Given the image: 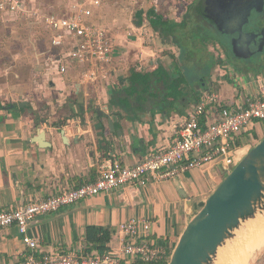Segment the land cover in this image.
<instances>
[{
    "label": "crops",
    "instance_id": "crops-1",
    "mask_svg": "<svg viewBox=\"0 0 264 264\" xmlns=\"http://www.w3.org/2000/svg\"><path fill=\"white\" fill-rule=\"evenodd\" d=\"M77 1L54 13L37 1L24 0L38 16L32 11L0 14V29L7 33L17 18L22 21L29 14L47 31L45 38L38 33L45 48L39 50L31 39L27 48L11 52L9 66L0 68V210L93 182L99 165L109 159L134 165L169 147L176 140V127L210 82L218 84L211 90L228 106L245 105L248 95L264 88V62L262 69L253 71L231 66L223 48L219 59L202 43L201 64L195 67L197 53L183 41L195 45L200 34L190 21L183 23L187 15L182 21L176 15L185 8L190 11L197 0H106L95 8L91 20L111 31L115 47L107 77L85 84L83 67L75 62L66 73L60 72L57 60L68 48L53 47L54 32L41 18L66 16ZM10 42L2 46L4 53ZM224 65L232 73L220 77L215 72ZM179 75H187L186 82H179ZM38 122H43L50 146L34 141ZM221 171L209 164L146 186L101 193L35 218L29 233L43 253L93 248L87 252L92 254L101 251L88 244V227L109 229L112 239L106 246L111 249L118 245L119 225L140 217L151 220L154 237L173 250L188 222L223 180ZM26 249L16 226L0 229V264H21L20 253ZM119 264L145 263L124 259Z\"/></svg>",
    "mask_w": 264,
    "mask_h": 264
},
{
    "label": "built area",
    "instance_id": "built-area-1",
    "mask_svg": "<svg viewBox=\"0 0 264 264\" xmlns=\"http://www.w3.org/2000/svg\"><path fill=\"white\" fill-rule=\"evenodd\" d=\"M106 0H80L71 6L66 16L43 14L44 23L54 32L53 47L67 46L57 60L60 72L66 73L71 63L83 67L81 81L96 82L107 77L106 66L111 61L115 40L105 26L91 20L94 9ZM28 10L24 0H0V14H23ZM34 15V16H35ZM222 75L232 70L224 65ZM264 125V88L250 94L245 105L228 106L214 90L203 92L195 107L176 127L177 137L169 147L147 156L134 165H122L109 159L99 165L98 178L77 188H71L48 198H32L22 207L0 210V229L16 226L27 247L21 252V264H119L132 259L145 264H163L170 260L172 249L154 237L152 222L146 218H131L118 227V245L105 252L87 254L83 250L43 253L37 238L29 233L30 223L37 217L54 213L101 193H111L124 186H146L150 181H162L188 170L209 164L229 173L246 154L242 133L253 138L255 124Z\"/></svg>",
    "mask_w": 264,
    "mask_h": 264
},
{
    "label": "water",
    "instance_id": "water-1",
    "mask_svg": "<svg viewBox=\"0 0 264 264\" xmlns=\"http://www.w3.org/2000/svg\"><path fill=\"white\" fill-rule=\"evenodd\" d=\"M234 1H228L230 4L228 3L227 16H234V12L238 10L236 7L238 3ZM263 1H260V7L258 6L257 9H264ZM204 4L208 8L206 0ZM245 11L248 13L245 14ZM239 15L241 21L236 27L238 28L236 32L242 38L241 41L245 36L258 38V33L264 34V28L251 21L252 14L249 8L242 10L233 18ZM248 25L252 26L254 31L247 33L245 27ZM233 45L235 46V43ZM254 63L255 60L248 65ZM44 123L47 127L51 126L49 122ZM39 125L34 141L41 147L50 146L46 142L43 122ZM111 127L114 130L113 122ZM221 172L226 176L188 222L172 251L168 264H215L220 249L233 244L242 230H248V224L250 226L258 217L264 215V137L246 152L231 172ZM121 195H124L123 191Z\"/></svg>",
    "mask_w": 264,
    "mask_h": 264
},
{
    "label": "rangeland",
    "instance_id": "rangeland-1",
    "mask_svg": "<svg viewBox=\"0 0 264 264\" xmlns=\"http://www.w3.org/2000/svg\"><path fill=\"white\" fill-rule=\"evenodd\" d=\"M34 1H37L38 3H41L44 7H46L48 9V11L54 12V13H62L63 11H65V9L69 5L72 4L71 3L72 0H34ZM194 4H196V3H194ZM27 8H28V10H33L29 6ZM186 10H187V8H185V10H184L182 15L179 13V15H176V17H179L180 20L182 21L185 18V16L188 14L189 9L187 10V12H186ZM27 17H31L32 18V15L29 14L28 16L24 17L22 19V21H20L19 18H17L16 19L17 22L12 23L13 25L9 29V33L5 32V30L2 31L0 29V68L2 70H4L3 68L9 66L12 63L13 58L11 56V52H15V51L21 49L22 46H25L27 48V46H29L30 43H31V39L35 41V45L37 46V48L39 50L40 49L42 50L43 47L44 48L46 47L45 39L42 40V41L40 39H38V38L47 37V31L44 29L43 24H39V23L34 24L35 22H37L36 21L37 19H33V18H35L34 15H33V18H32L33 20L30 19V18H27ZM251 19H252L251 21L256 22L260 26L262 24L264 25V9H257L255 12H253L252 15H251ZM207 21L208 20L206 18L204 20L203 19L200 20L199 18L196 19V21H195L196 24H199V22H200V23H202L205 26L204 30H205L206 34L202 33L199 36L196 34V38L198 39V37H199V41L196 42L195 45H193L191 43H188V41H183L185 43L184 46L186 48H190L189 50H193V52L197 53V61H199L200 55L202 53V49H203L202 48V46H203L202 43H205V44L209 45L208 47L210 48V51L212 52V54H214L219 59L222 58V57H220L221 54L217 50L216 46L217 45H226V40H225L226 39V35L220 34V32L217 30V28L214 25H212L213 22L209 24ZM251 27L252 26H250V25L245 27V30L247 31V33L254 31V30H252ZM184 28H185V26H184ZM259 32H261V31H259ZM38 33H40V35L43 36V37H41ZM36 34H38L37 37H35ZM184 34H186V33H184ZM211 34H215V35H211ZM258 34H259V37H258L259 39L258 40H261L262 42H264V37L262 38L260 33H258ZM204 35H207L206 38H208V39H207V41L202 42L205 39ZM186 36H187V34H186ZM10 39H11V42H10ZM36 40H37V42H36ZM8 42H10L11 45H8V49L4 53V49H3L4 45H5L4 43H8ZM227 45H228V41H227ZM2 46H3V48H2ZM177 50H179V48H177ZM263 51H264V49H263ZM204 62L206 63L207 60L206 61L204 60ZM227 62L231 66H234L233 63H232L233 60L231 61V59L228 58ZM262 62H264V52H260L258 54V56L256 57L255 63L253 65H248L247 68L251 69L252 71L256 70V69H262L263 68V63ZM199 64H201L200 61L198 63L196 62L195 63V67L197 68V66ZM217 67L218 66H216V68ZM218 68H219V70H216L215 73L217 74V72H218V75L220 76V73H224V68H221V67H218ZM192 70L194 72L195 68L194 69L192 68ZM185 76H187V75H185ZM185 76L182 77V76L179 75V78H177V80L179 82H186ZM215 77H216V79H218L217 76H215ZM217 88H218V84L210 82V84H208L205 88H203L204 90H202L201 92L203 93L205 91H208V90H211V89H217ZM255 130H256L257 134H254L253 138L251 136H249V133H242L241 134V136H242L241 140L243 142H245V145L247 146L245 148L244 152L250 151L264 137V125L262 124V122H258V123L255 124ZM223 175H224V177L226 176L225 174H223ZM195 204H196V202H195ZM248 225H247V228H249ZM243 232H244V230H242V232L239 234V236H241ZM232 247L233 246H231V245H227L226 247H223L221 249L222 255H221V253H219L218 254V258L221 256L222 260H226V259L228 260L229 258L234 256L232 254H235V252H234V249ZM225 257H227V258H225ZM215 264H219L218 263V259H217ZM249 264H264V247L261 248V249H258L255 252V254L252 256Z\"/></svg>",
    "mask_w": 264,
    "mask_h": 264
},
{
    "label": "flooded vegetation",
    "instance_id": "flooded-vegetation-1",
    "mask_svg": "<svg viewBox=\"0 0 264 264\" xmlns=\"http://www.w3.org/2000/svg\"><path fill=\"white\" fill-rule=\"evenodd\" d=\"M229 0H206V4L208 8L205 7V0H197L194 7L189 11L188 15H191L192 22L194 23L196 19L204 20L205 18L208 20L207 22L210 24L213 22L217 30L220 34L226 35V45H217V50L219 48H223L225 50L226 58L233 60V65L235 67L247 68L248 64L253 60H256V57L260 52H264V42L258 40L254 36H245L243 41H241V37L236 32L238 28H236L240 21L241 17L233 18L235 15H238L242 10L250 9L251 14L257 10V7H260L261 0H235L237 1L238 6L237 12L235 10L234 16L230 17L228 15V2ZM233 3V2H232ZM264 3V1H263ZM248 12L245 11V14ZM195 25H200L201 28L205 29V26L199 22V24L194 23ZM264 28V25H261ZM234 29V30H232ZM264 30V29H263ZM206 34V33H205ZM215 35V34H211ZM262 38L264 34H261ZM228 41V45H227ZM234 41V42H233ZM235 43V46L233 45ZM233 46V47H232ZM185 50V49H184Z\"/></svg>",
    "mask_w": 264,
    "mask_h": 264
},
{
    "label": "bare ground",
    "instance_id": "bare-ground-1",
    "mask_svg": "<svg viewBox=\"0 0 264 264\" xmlns=\"http://www.w3.org/2000/svg\"><path fill=\"white\" fill-rule=\"evenodd\" d=\"M258 218V220L251 223L247 231L244 230L242 235L234 241L235 243L231 244L235 252V254H232L234 256L228 260H222L220 256L218 258L219 264H249L255 252L264 247V215ZM219 253L222 255L221 249Z\"/></svg>",
    "mask_w": 264,
    "mask_h": 264
},
{
    "label": "trees",
    "instance_id": "trees-1",
    "mask_svg": "<svg viewBox=\"0 0 264 264\" xmlns=\"http://www.w3.org/2000/svg\"><path fill=\"white\" fill-rule=\"evenodd\" d=\"M194 5H191V8H193ZM191 8H190V10H191ZM188 14H189V12H188ZM188 14H187L186 19L183 22L184 24L189 23V21L191 23H193L192 22L193 20L188 19ZM193 29H194V31L196 30L197 33L200 34V35L202 33H205V30L203 28H201L200 25L197 26V25L194 24L193 25ZM204 37H207V35H204ZM205 40H206V38H205ZM111 239H112V232L109 229H106L104 227H98V226H90V227H88L87 241H88V244L94 245L93 246V247H95L94 249H99V251H101V252L107 251L109 248L106 246V244L108 242H110ZM92 250H93V248H88L87 252L88 251H92ZM163 264H168V261L164 262Z\"/></svg>",
    "mask_w": 264,
    "mask_h": 264
}]
</instances>
